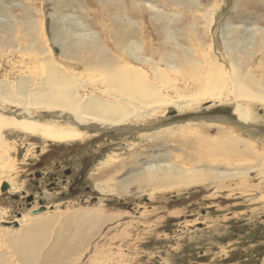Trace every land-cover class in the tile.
I'll return each instance as SVG.
<instances>
[{"label": "bare ground", "instance_id": "1", "mask_svg": "<svg viewBox=\"0 0 264 264\" xmlns=\"http://www.w3.org/2000/svg\"><path fill=\"white\" fill-rule=\"evenodd\" d=\"M37 1L50 4L48 19ZM223 4L0 0V185L9 194L21 190L12 175L16 160L32 155L21 137L40 141L42 152L48 143L81 142L89 131L124 134L165 113L182 115L204 104L235 103L236 120L264 139L255 107L264 106V0H239L232 9L236 18L223 21L216 40ZM212 127L214 135L203 133ZM137 130L140 142L158 149L140 156L142 145L136 150L129 143L127 157L107 154L93 187L101 196L125 202L130 190L140 200L195 187L209 190L210 197L225 191L241 196L255 188L229 186L252 174L264 180V153L235 129L187 121ZM19 146L25 149L21 160ZM45 208L22 215L16 226H2L0 211V236L18 264H68L121 217L99 208L49 215ZM94 251L87 261L101 264L98 245Z\"/></svg>", "mask_w": 264, "mask_h": 264}, {"label": "rangeland", "instance_id": "2", "mask_svg": "<svg viewBox=\"0 0 264 264\" xmlns=\"http://www.w3.org/2000/svg\"><path fill=\"white\" fill-rule=\"evenodd\" d=\"M202 1L206 4L211 0ZM223 1L216 19V40L223 21L230 17L236 18L232 9L239 0H213V3L217 2L219 5ZM245 1L251 4L257 2ZM33 4L36 8L43 9L45 17L50 12L48 2L42 4L37 1ZM262 23L264 24V20ZM213 105L204 104L182 115L176 112L166 116L165 113L164 117L157 118L149 127L137 125L136 131L124 134L109 130L97 132L95 136L92 135L94 131L88 130L91 136L81 142L48 143L42 152L40 141H25L20 135L18 141H24L26 147L31 146L32 155L24 158L23 162L16 160L20 163L15 165L12 175L17 177L21 190L9 194L6 186L3 183L0 185V211L3 212L4 222L2 226H12L22 215L28 216L30 212L37 210L40 203L49 207V215H52V211L65 214L67 211L99 208L106 216L120 214L121 217L102 228L100 236H95L90 241L88 250L83 254L79 253L82 254L79 264H90L87 260L95 253L96 245L100 249L101 264H264V180H259L253 174L246 182L229 186L231 189L239 186L244 190L255 188L250 194L241 196L237 191H225L210 197L209 190L195 187L181 193H162L156 195L155 199L145 197L137 200L132 197L133 190H130L127 200L122 202L116 197H103L93 188L101 181L97 177L98 163L107 154L112 152L120 157H127L130 150L125 149V146L129 143H134L136 150L142 145L144 150L140 156L158 149L147 147L146 142L138 140L137 129L140 128L152 130L161 125H176L187 121L218 123L235 129L237 134L251 140L257 151L264 153V139L244 128L233 115L235 103ZM255 107L258 125L264 128V106ZM202 131L211 136L214 135L215 127ZM18 149L21 151L17 159L21 160L25 149L23 146ZM35 169L43 174L34 176ZM3 187L4 192L1 191ZM228 193L230 196L225 197ZM251 197L262 199L252 202L254 200ZM140 212L143 216H139ZM125 223L127 226H124ZM107 227L112 229L109 235L106 233ZM113 237L116 239L112 240ZM0 241V264H18L15 256L9 253L11 249L3 243V236H0ZM79 254L70 257L67 263L73 264Z\"/></svg>", "mask_w": 264, "mask_h": 264}, {"label": "water", "instance_id": "3", "mask_svg": "<svg viewBox=\"0 0 264 264\" xmlns=\"http://www.w3.org/2000/svg\"><path fill=\"white\" fill-rule=\"evenodd\" d=\"M40 205H41V207L38 208L37 210L33 211V212L31 213V215H36V214L43 213V212L46 211V208H45L44 206H42V203H40ZM16 225H17V223L14 222V223H13V226H16Z\"/></svg>", "mask_w": 264, "mask_h": 264}, {"label": "flooded vegetation", "instance_id": "4", "mask_svg": "<svg viewBox=\"0 0 264 264\" xmlns=\"http://www.w3.org/2000/svg\"><path fill=\"white\" fill-rule=\"evenodd\" d=\"M38 171V172H37ZM40 174H43L41 171L39 172V169H35L34 176H38Z\"/></svg>", "mask_w": 264, "mask_h": 264}]
</instances>
